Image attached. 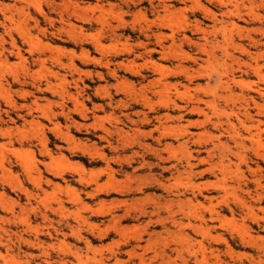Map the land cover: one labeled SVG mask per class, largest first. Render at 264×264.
Here are the masks:
<instances>
[{
    "label": "rangeland",
    "instance_id": "1",
    "mask_svg": "<svg viewBox=\"0 0 264 264\" xmlns=\"http://www.w3.org/2000/svg\"><path fill=\"white\" fill-rule=\"evenodd\" d=\"M223 1L231 3L0 0V22L6 25H0V264H264V220L245 217L230 196L227 204L221 203L223 193L217 188L208 187L195 199L198 191L185 186V180H173L176 174L160 177L157 157L139 143L153 149L172 144L176 157L170 162L176 164L185 155L178 147L183 140L170 136L158 145L156 132L143 138L135 130L146 114L149 121L142 122L141 132L161 124L188 126L192 142L198 135L209 140L218 133L198 124L203 116L192 108L205 107L196 97L210 100L220 83L233 79L263 87L252 67L257 63L264 73V1ZM204 9L234 23L229 39L249 54L229 47L235 59L223 63L220 25L211 30ZM9 15L15 17L12 22L4 20ZM68 25L74 26L71 34ZM158 32L168 36L162 49L151 36ZM12 38L16 48L10 45ZM251 38L259 43L252 44ZM82 52L94 61H81ZM165 82L184 94L172 95L181 109L155 94ZM232 89L236 95L258 97ZM220 142L235 151L225 138ZM199 150V158H205L206 150ZM249 158L241 171L252 197L247 201L261 218L264 190L256 195L251 182L264 176V161ZM191 163L196 166L193 186L218 181L213 174H197L206 164ZM231 164L233 171L236 160ZM179 170L184 172L183 165ZM176 199L184 210L175 205L172 212L166 210ZM198 205L203 223L185 214L187 207ZM212 209L218 216L209 213Z\"/></svg>",
    "mask_w": 264,
    "mask_h": 264
},
{
    "label": "bare ground",
    "instance_id": "2",
    "mask_svg": "<svg viewBox=\"0 0 264 264\" xmlns=\"http://www.w3.org/2000/svg\"><path fill=\"white\" fill-rule=\"evenodd\" d=\"M22 1V0H21ZM195 1V0H193ZM221 5H224L225 7H228L230 5V1L227 3L224 2L223 0H217ZM249 1V0H248ZM251 1V0H250ZM264 1V0H263ZM255 3V2H254ZM70 4V3H69ZM37 6V5H36ZM71 6V5H70ZM69 6V7H70ZM198 6V5H197ZM35 7V6H34ZM74 7V6H73ZM79 7V6H78ZM163 8L168 9V6H164ZM199 8V7H198ZM13 9V6H12ZM65 9V8H64ZM74 9V8H73ZM76 9V7H75ZM74 9V10H75ZM202 9V8H201ZM234 9V8H233ZM8 10V9H7ZM15 10V9H14ZM23 10V9H22ZM37 11H40L39 5L36 9ZM178 10V9H177ZM63 11V10H62ZM77 11V10H75ZM201 11H205L201 10ZM235 11V10H234ZM19 12V11H18ZM23 12V11H21ZM73 12V11H72ZM171 12V11H170ZM175 12V11H174ZM212 12V11H211ZM10 13V11H9ZM16 13V11L14 12ZM79 13V11H78ZM198 13V11H197ZM204 13V12H202ZM206 13V11H205ZM228 14H232V10L227 11ZM252 13V12H251ZM24 14V12H23ZM22 14V16H23ZM72 14V13H71ZM10 15H12L10 13ZM9 15V16H10ZM73 15V14H72ZM78 15V14H77ZM141 15V14H140ZM207 18L209 21L213 23V27H211V30H215L217 25H220V29H218L223 37L224 42L222 43V50H221V56H222V62L225 63V60H233L234 55L230 54L228 52V48L232 47V51H237L240 54H249L248 50L246 47L240 45V44H235L229 39V35L232 32L233 29H235V24L232 22L224 21L223 19H218L215 14L212 13H206ZM4 17V20H7L8 22H12V20L15 18L10 17ZM24 16H26L24 14ZM171 16V15H170ZM252 16V15H251ZM19 17V16H18ZM79 17V16H78ZM140 17V16H139ZM167 17V15L165 16ZM254 17V15H253ZM29 18V17H28ZM80 18V17H79ZM141 18V17H140ZM162 18V17H161ZM170 18V17H169ZM238 18V17H237ZM261 18V17H260ZM91 19V18H90ZM264 20V19H263ZM118 21V20H117ZM14 22V21H13ZM26 22V21H25ZM136 22V21H135ZM139 22V21H138ZM165 23V22H163ZM167 23V22H166ZM21 24V23H20ZM120 24V23H119ZM0 25H2L4 28L6 27L4 21L0 22ZM103 25V24H102ZM107 25V24H106ZM152 25V24H151ZM167 25V24H166ZM173 25V23H172ZM171 25V26H172ZM176 25V24H175ZM199 25V24H198ZM229 25V26H228ZM23 26V25H22ZM69 26V25H68ZM158 26V25H157ZM162 26V25H161ZM168 26V25H167ZM70 33L73 30L74 26L70 25ZM68 27V28H69ZM164 27V25H163ZM228 27H231L232 29L230 30ZM25 28V27H24ZM115 28V27H114ZM147 28V27H146ZM195 28V27H194ZM15 29V28H14ZM168 29V28H167ZM177 30V29H176ZM17 31V30H16ZM198 31L202 32L205 34L207 31L206 30H200ZM219 32V33H220ZM259 32V31H258ZM26 33V31H25ZM160 33V34H159ZM20 34H22L20 32ZM25 35V34H24ZM75 35V34H74ZM79 35V34H78ZM145 35V34H144ZM167 35V34H165ZM163 33L158 32V33H151V36L155 39V42L157 41L159 43V46L161 49L163 48V41L166 39L168 36H165ZM211 35V34H210ZM72 36V35H71ZM264 36V35H263ZM69 37V36H68ZM75 37V36H74ZM146 37V36H145ZM172 38V35L170 36ZM183 37V36H182ZM244 37V36H243ZM250 37V36H248ZM25 38L26 35H25ZM24 38V39H25ZM85 38V37H84ZM149 38V37H147ZM187 38V37H186ZM29 39V38H28ZM35 39V38H34ZM96 39V38H95ZM188 39V38H187ZM184 39H182L183 41ZM96 44L99 45V42L97 43V39L95 40ZM140 42V41H139ZM206 42V41H205ZM251 42L254 45H257L259 41L253 40L251 38ZM30 43V42H29ZM141 43V42H140ZM194 43V42H193ZM101 44V43H100ZM147 44V43H144ZM142 43V45H144ZM192 44V43H190ZM218 44V43H217ZM264 44V43H263ZM11 47L16 48L15 42L13 38L11 39ZM126 45V44H125ZM134 45V44H133ZM138 45V44H137ZM173 45V41H172ZM194 45L197 44L194 43ZM45 46V45H44ZM100 46V45H99ZM175 46V45H174ZM193 46V44H192ZM202 46V44H201ZM205 46V44H204ZM203 46V47H204ZM218 46V45H217ZM140 47V44H139ZM181 47V46H179ZM176 51H180L179 50ZM115 48V47H114ZM200 48V47H199ZM3 50V47L0 48V50ZM60 49V48H59ZM205 49V48H204ZM20 50V49H19ZM48 50V49H47ZM110 50V49H109ZM112 50V49H111ZM206 50V49H205ZM132 51V50H131ZM161 51V50H160ZM167 51V50H166ZM165 51V53H166ZM175 50H172L171 52L173 53ZM143 52V51H142ZM146 52V51H145ZM148 52V51H147ZM164 52V51H163ZM168 52V51H167ZM19 53V52H18ZM17 53V54H18ZM72 53V52H71ZM171 53V54H172ZM177 53V52H176ZM208 53V52H207ZM73 54V53H72ZM168 56L170 54L166 53ZM211 55V54H210ZM263 55V54H262ZM19 56V55H18ZM81 57L79 58L81 61L87 62L92 60L94 58L89 57L87 53H83L80 55ZM138 56V55H135ZM170 56H174L173 54ZM169 56V57H170ZM212 56V55H211ZM164 57V56H163ZM166 57V56H165ZM178 57V56H177ZM191 57V56H190ZM189 57V58H190ZM207 57V55H206ZM197 58V57H194ZM212 58L215 61H218V59L215 56H212ZM163 59V58H162ZM169 59V58H168ZM172 59V57H171ZM175 59V58H174ZM193 59V58H192ZM199 59V58H198ZM24 60V59H23ZM58 60V59H57ZM55 59L54 61L57 62ZM95 60H97L95 58ZM187 60V59H186ZM191 60V59H190ZM195 60V59H194ZM200 60V59H199ZM220 60V61H221ZM91 61V62H92ZM147 61V60H146ZM192 61V60H191ZM96 63L98 61H95ZM58 63V62H57ZM90 63V62H89ZM94 63V62H93ZM130 63V62H129ZM99 65V63H98ZM106 67L109 65V62H106L104 64ZM178 65V64H177ZM180 65V64H179ZM241 65V64H239ZM61 66V65H59ZM70 67H74L73 65V60H70ZM101 66V65H100ZM151 66V65H150ZM160 66V65H159ZM146 67V66H145ZM153 67V66H152ZM166 67V65L164 66ZM177 67V66H176ZM175 67V68H176ZM264 67V65H263ZM128 68V67H127ZM154 68V67H153ZM160 68V67H159ZM167 68V67H166ZM165 68V69H166ZM182 68V67H181ZM142 69V68H141ZM157 69V67H156ZM158 69L159 71H161ZM164 69V68H163ZM180 69V68H179ZM207 69V68H206ZM178 72V69H176ZM238 70V69H237ZM252 70L254 74L256 75L257 78L260 79V81L263 83V87H260L258 85H255L254 83H240L235 81L234 79L232 81H225L220 83L218 86V91L213 92V98L210 100H203L200 97H196V102L202 103L205 107V109H200V108H192L193 111H197L198 113L202 114L203 116V121L198 123L199 125H209L211 128L218 133V135H213L211 134L209 137V140H202L201 136H197V138L192 142L191 139L194 138L193 134H190L187 131L186 126H175V127H167L165 125H158L156 126L153 130H150L148 132H141L140 127H145L143 123H146L149 121L148 116L146 114L143 115V118L141 119V125L136 126V123L134 121H130L133 125L136 127H139L136 130V132L140 135L145 137H152L153 133H157L158 137L156 139L157 144H161L163 141H166V139L170 136L177 138H180L183 140L182 143L178 145V147L182 150L185 151L184 158L182 159H177L176 164H172L171 159L176 157V153L174 152L175 148L173 147L172 144H164L162 149H153L152 147L144 146L145 144L139 143L141 147H144L145 149L150 150L152 154H154L157 157L158 164L157 167L161 170L160 177H164L165 173H170L172 176L176 174V176L173 177V180L175 181H181L185 180V186H190L194 190L198 191V196H195V199L198 197L202 196L203 191L206 190L208 187H211L214 189L217 188L218 190L222 191L223 195L221 196L222 202L224 204H227V197L230 196L232 199L237 203V205L241 208L242 211L245 213V217H250L254 221H258L257 219L264 220V216L261 218H258L256 214L254 213V206L247 201V198H251V193L248 191V181L244 178V173L241 171V167H247L249 163V154L254 156L258 161H264V73L262 70V67L259 66L257 63L255 64L254 67H252ZM165 71V70H164ZM168 71V70H167ZM182 71V70H181ZM180 71V72H181ZM193 71V70H192ZM166 72V71H165ZM164 72V73H165ZM172 72V70H171ZM173 71V75L176 74ZM183 72V71H182ZM12 73V72H11ZM76 73V69H75ZM110 73V72H109ZM138 73V72H137ZM157 73V74H158ZM164 73L162 72V75L164 77ZM168 72L167 74H169ZM197 73V72H196ZM252 73V72H251ZM184 74V73H182ZM191 74V73H190ZM225 74V72H224ZM253 74V73H252ZM177 75H179L177 73ZM226 75V74H225ZM160 76V77H161ZM192 77V76H191ZM80 79V78H79ZM160 80L158 79V83ZM189 81V80H188ZM244 81V80H243ZM182 87V86H181ZM184 87V86H183ZM186 87V86H185ZM232 87H236L238 89H241V91L244 92L247 91L249 93H253L257 95V98L254 97H246L243 94L241 95H236L233 93ZM141 88V87H140ZM185 90V88H184ZM2 91V90H1ZM64 91V90H62ZM103 91V90H102ZM127 91V90H126ZM173 91V92H171ZM186 91V90H185ZM57 92V91H56ZM153 92V91H152ZM3 93V92H2ZM97 93V92H96ZM151 93V92H150ZM144 94V93H143ZM155 94L157 95H162L165 98V104H171L174 108L176 109H181L176 102L172 100V95L176 97L184 96V94L180 93L179 90L176 88L175 85L170 84L168 82H165L162 84V87L155 91ZM145 96V94H144ZM161 98V97H159ZM158 98V99H159ZM188 99V98H187ZM161 100V99H160ZM122 101V100H121ZM133 102V101H132ZM145 102V101H142ZM147 102V101H146ZM193 102V101H192ZM223 103L221 105L220 103ZM149 103V101H148ZM160 103V102H158ZM153 104V103H151ZM163 104V103H162ZM164 105V104H163ZM193 106V105H192ZM153 109V108H152ZM189 109V108H188ZM82 111L80 110L79 113ZM150 112V111H149ZM122 114V113H121ZM165 116V115H164ZM168 117V115H167ZM169 119V118H165ZM143 122V123H142ZM190 125V123L188 124ZM75 126V125H74ZM117 128V127H116ZM1 131V130H0ZM55 131V130H54ZM117 131V130H116ZM115 132V131H114ZM121 132V131H118ZM133 131V133H136ZM4 134V133H3ZM66 134V133H65ZM57 135V134H56ZM137 135V134H136ZM205 135V133H204ZM139 136V135H138ZM130 137V136H129ZM141 137V136H139ZM221 138H225L227 143H232L234 146V150H230L228 147V144H221ZM125 139V138H124ZM128 139V138H127ZM136 142H134L135 144ZM44 145V144H42ZM191 145L196 146L198 149H192ZM2 147V146H1ZM92 148V147H91ZM200 148L205 149L206 151V157L205 158H199L202 156V152L199 150ZM115 149V148H114ZM144 149V150H145ZM178 151V150H177ZM164 154H167V157L164 156ZM59 159V158H58ZM57 159V160H58ZM232 159L236 160V164L234 165L235 169L232 171ZM60 160V159H59ZM196 161L198 162L199 165H207V168L200 173H197L198 175H203V174H213L218 178V181L213 185V184H202L198 187L193 186L192 179L195 177L194 169L196 166L192 164L191 162ZM144 163V162H143ZM147 163V162H146ZM164 164H169V166H165ZM51 164V163H50ZM183 165L184 172L180 173L179 166ZM254 165H258L257 162L254 163ZM144 166V165H143ZM151 167H153L151 165ZM150 167V168H151ZM262 170V169H261ZM263 171V170H262ZM230 178L231 183L229 184L227 182L228 176ZM150 176V175H149ZM152 176V175H151ZM150 176V177H151ZM219 176V177H217ZM145 180V179H144ZM135 181V180H134ZM139 181V180H138ZM144 182V181H143ZM157 184L158 186H161L163 188H166L164 184H162L160 181H153V184ZM254 185L255 191L257 190H264V176L262 174H258L253 181L251 182ZM174 184L173 186H175ZM183 185V186H184ZM172 186V185H171ZM170 186V187H171ZM182 186V185H181ZM182 186V187H183ZM169 187V188H170ZM176 187V186H175ZM174 187V188H175ZM166 191V190H165ZM241 194V195H240ZM256 195L258 193L256 192ZM255 195V196H256ZM175 196V195H173ZM175 200V199H174ZM170 200L167 205V209L169 212H172V207L175 205L177 209L180 211H183L184 208L182 207V204L179 201H174ZM211 201V198L208 199V201ZM254 202V201H252ZM258 202V201H257ZM158 203V202H157ZM156 203V205H157ZM166 203V202H165ZM186 203V202H185ZM162 204V203H161ZM219 204V203H218ZM159 205V204H158ZM185 206V205H183ZM201 205L198 206H193V207H187L188 213H185L187 216L192 215L195 220H199L201 223L204 222V215L200 214L198 212V209L200 208ZM161 207V206H160ZM186 208V207H185ZM63 205L60 203L59 204V210H63ZM159 209V208H158ZM163 209V208H162ZM192 209H194L192 211ZM179 210H177L179 212ZM260 210V209H259ZM154 211V210H153ZM210 214L212 216H218V212L215 210H209ZM166 216V215H165ZM120 218V217H119ZM167 219V218H166ZM175 223V222H174ZM190 223V222H189ZM179 225H182L181 222ZM198 229V228H197ZM182 234V233H181ZM184 239V238H183ZM135 253V252H134ZM143 260V258H141ZM140 260V261H141Z\"/></svg>",
    "mask_w": 264,
    "mask_h": 264
}]
</instances>
